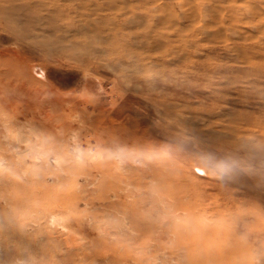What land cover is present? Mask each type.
Masks as SVG:
<instances>
[{"label":"rangeland","instance_id":"374dc122","mask_svg":"<svg viewBox=\"0 0 264 264\" xmlns=\"http://www.w3.org/2000/svg\"><path fill=\"white\" fill-rule=\"evenodd\" d=\"M0 154V264H262L264 0H0Z\"/></svg>","mask_w":264,"mask_h":264},{"label":"bare ground","instance_id":"6f19581e","mask_svg":"<svg viewBox=\"0 0 264 264\" xmlns=\"http://www.w3.org/2000/svg\"><path fill=\"white\" fill-rule=\"evenodd\" d=\"M26 92H27V90H26ZM27 93H28V92H27ZM27 93H26V94H27ZM29 118H30V117H29ZM71 120H72V119H71ZM14 121H15V120H14ZM28 121H30V120H28ZM75 123H76V122H75ZM19 125H22V122H20ZM71 125H72V124H71ZM79 125H80V124H79ZM20 127H21V126H20ZM22 127H23V126H22ZM18 128H19V127H18ZM70 128H71V127H70ZM84 128H85V127H84ZM84 128H82V129H84ZM6 129H8V128H6ZM16 129H17V127H16ZM22 129H24V128H22ZM31 129H33V128H31ZM71 129H72V128H71ZM77 130H78V129H77ZM19 131H20V130H19ZM32 131H33V130H32ZM86 131H87V130H86ZM6 132H7V131H6ZM20 132H21V131H20ZM73 132H74V131H73ZM77 132H78V131H77ZM33 133H34V132H33ZM33 133H32V134H33ZM75 133H76V132H75ZM5 134H6V133H5ZM6 135H7V134H6ZM30 135H31V134H30ZM71 135H72V134H71ZM20 136H21V135H20ZM18 137H19V136H18ZM21 137H22V136H21ZM37 137H38V136H37ZM37 137H36V138H37ZM72 137H73V136H72ZM74 137H75V136H74ZM12 138H13V137H12ZM19 138H20V137H19ZM30 138H31V137H30ZM70 138H71V137H70ZM75 138H76V137H75ZM20 139H21V138H20ZM38 139H39V140H42V139H40V138H38ZM38 139H36V141H37ZM71 139H72V138H71ZM73 139H74V138H73ZM30 140H31V139H30ZM69 140H70V139H69ZM12 141H15V140H12ZM21 141H22V140H21ZM21 141H19V142L21 143ZM70 141L73 142L72 140H70ZM25 142L27 143V141H24V143H25ZM39 142H40V141H39ZM39 142H37V143H39ZM74 142H75V139H74ZM32 143H34V142H32ZM32 143H31V142H30V143L28 142V144H31V145H32ZM75 143H76V142H75ZM16 144L21 145V144L18 143V141L16 142ZM42 144H43V143H42ZM42 144H40V145H42ZM23 145H24V144H23ZM34 145H35V143H34ZM37 145H38V144H37ZM14 146H15V145H14ZM24 146H25V145H24ZM17 147H18V146H17ZM27 147H28V145H27ZM40 147H42V146H40ZM40 147H39V148H40ZM73 147H74V146H73ZM75 147H76V146H75ZM75 147H74V149H75ZM22 148H23V147H22ZM28 148H29V147H28ZM28 148H27V149H28ZM30 148H31V147H30ZM36 148H38V147H36ZM57 148H58V147H57ZM12 149H13V147H12ZM17 149H18V148H17ZM74 149H73V150H74ZM24 150H25V149H24ZM30 150H31V149H30ZM42 150H43V147H42ZM45 150H46V149H45ZM48 150H49V149H48ZM75 150H77V148H76ZM75 150H74V151H75ZM78 150H79V149H78ZM21 151H23V150H21ZM27 151H28V150H27ZM39 151H41V149H39ZM43 151H44V150H43ZM19 152H20V151H19ZM14 153H15V152H14ZM25 153H26V152H25ZM41 153L43 154L44 152L41 151ZM75 153H77V152H75ZM17 154H19L18 151H17ZM21 154H22V153H21ZM21 154H20V155H21ZM37 154H38V153H37ZM0 155H1V154H0ZM23 155H24V153H23ZM23 155H22V156H23ZM4 156H5V155H4ZM4 156H0V157H4ZM6 156H7V155H6ZM17 156H18V155H17ZM37 156H38V155H37ZM37 156H36V157H37ZM15 157H16V155H15ZM16 159H17V157H16ZM40 159H41V158H40ZM2 160H4V159H2ZM5 160H6V159H5ZM17 160H18V159H17ZM34 160H35V159H34ZM57 160H58V159H57ZM15 161H16V160H15ZM134 161H135V160H134ZM134 161H133V162H134ZM16 162H19V160L16 161ZM67 162H68V161H67ZM4 163H5V162H4ZM6 163H7V160H6ZM134 165H135V164H134ZM4 166H5V165H4ZM59 166H60V165H59ZM56 167H58V166H56ZM137 167H138V166H137ZM1 168H2V167H1ZM27 168H28V167H27ZM27 168H26V170H28ZM58 168H59V167H58ZM54 169H55V168H54ZM59 169H61V167H60ZM0 170H1V169H0ZM26 170H25V171H26ZM195 171H196V170H195ZM60 172H61V171H60ZM21 173H22V172H21ZM23 173H25V172H23ZM63 173H64V172H63V169H62V174H63ZM65 173H66V172H65ZM65 173H64V175L67 176V174H65ZM24 175H25V174H24ZM24 175H23V177H24ZM51 176H52V175H51ZM64 177H65V176H64ZM55 178H56V177H55ZM96 179H97V178H96ZM80 181H82V179H81ZM1 188H2V187H1ZM2 189H3V188H2ZM4 189L6 190L5 192L8 194L9 191H7V188H4ZM3 191H4V190H3ZM9 193H11V192H9ZM10 195H11V194H10ZM151 196H152V195H151ZM2 200H3V199H2ZM4 201H5V200H4ZM47 206H48V205H47ZM83 206H84V205H83ZM7 207H8V205H7ZM44 207H45V206H44ZM49 207H50V205H49ZM166 207H167V206H166ZM53 208H54V207H52V209H53ZM44 209H45V208H44ZM49 209H50V208H49ZM54 210H55V209H54ZM8 211H9V210H8ZM41 211H42L41 213H43V210H41ZM44 211H46V210H44ZM47 211H48V208H47ZM58 211H59V210H58ZM45 213H46V212H45ZM48 213H53V212H52V211H49ZM54 213H56V212H54ZM54 213H53V215H52V217H51V219H50V221H52L53 223L56 221V218H57V216H56ZM65 213H66V212H65ZM65 215H66V214H65ZM50 216H51V215H50ZM48 218H49V217H48ZM169 218H170V217H169ZM176 218H177V217H176ZM109 220H110V219H109ZM98 221H99V218H98ZM107 221H108V220H107ZM58 222H59V220H58ZM89 222H90V221H89ZM61 227H62V229H63L65 232H68V233H69V229H68L66 226H63V225L61 224ZM117 227H118V226H117ZM122 227H123V226H122ZM99 228H100V227H99ZM100 229H101V228H100ZM100 229H99V230H100ZM63 230H62V231H63ZM127 231H128V230H127ZM26 232H27V231H26ZM72 232H73V230H72ZM27 233H28V232H27ZM66 234H67V233H66ZM66 234H65V236H66ZM100 234H101V233H100ZM69 235H72V234L69 233ZM69 235H68V238H69ZM72 236H73V235H72ZM73 237H74V236H73ZM73 237L71 238V236H70V238H71V242H72V240L75 238V237H74V238H73ZM40 238H41V237H40ZM62 238H63V237H62ZM64 238H66V237H64ZM68 238H67V239H68ZM82 238H83V237H82ZM69 240H70V239H69ZM86 242H87V241H86ZM82 243H83V242H82ZM82 243H81V244H82ZM74 244L77 245L75 242H74ZM75 247H76V246H75ZM81 247H82V246H81Z\"/></svg>","mask_w":264,"mask_h":264},{"label":"snow or ice","instance_id":"6c2138e0","mask_svg":"<svg viewBox=\"0 0 264 264\" xmlns=\"http://www.w3.org/2000/svg\"><path fill=\"white\" fill-rule=\"evenodd\" d=\"M262 264H264V262H262Z\"/></svg>","mask_w":264,"mask_h":264}]
</instances>
